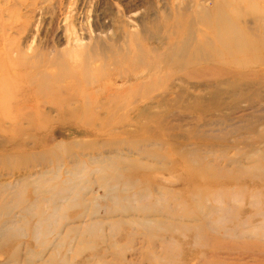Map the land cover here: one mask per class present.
Instances as JSON below:
<instances>
[{
	"label": "rangeland",
	"instance_id": "1",
	"mask_svg": "<svg viewBox=\"0 0 264 264\" xmlns=\"http://www.w3.org/2000/svg\"><path fill=\"white\" fill-rule=\"evenodd\" d=\"M216 13L264 30V0H0V264H264V67L244 69L236 89L229 75L188 76L246 60L221 51ZM186 45L216 57L193 66ZM148 67L170 76L121 105L122 121L44 104L126 90ZM138 200L147 214L120 211Z\"/></svg>",
	"mask_w": 264,
	"mask_h": 264
},
{
	"label": "bare ground",
	"instance_id": "2",
	"mask_svg": "<svg viewBox=\"0 0 264 264\" xmlns=\"http://www.w3.org/2000/svg\"><path fill=\"white\" fill-rule=\"evenodd\" d=\"M214 16L216 18H215V20L212 21V25H217L218 26V29L216 30V38L219 41L220 46L222 47L221 51L225 52L226 55L230 59H232L233 56L238 55L239 53L242 52L245 55L246 60L245 61H234V62L233 61H229L228 64H227V66H229V68L228 67L223 68V67H214V66H206V67L203 66L202 68H199V69H191L190 74L188 76L190 78L196 79V80L197 79H201L202 80L203 78H209V79H214L215 80L217 78L229 75V76H231V79L233 78L232 82H230V84H231V86L235 85L236 86L235 89H236L238 84L242 85L244 83V78H245L244 76H247V77L249 76V75L243 74L244 73V69H248L251 66H253V67H257V66L264 67V57L263 56H262V59L260 58L257 61L255 60L257 55H261L260 54L261 52L264 53V40H263L262 43H259V42L257 43L256 42L257 38L261 37L262 39H264L263 24H262L261 21H256L255 25H256L257 30L254 31L255 34L250 32L251 30H254V29L249 30V28H247V27H246V32H247L246 33V32H244L243 29L237 27L238 26V21L242 22L243 21L242 19L238 20V21L237 20L233 21V20L228 19L225 16V14H222V13L221 14H217L216 13ZM209 23L211 24V20L209 21ZM219 26H220V28H219ZM250 34L252 35L253 38L250 36ZM255 38H256V40H254ZM187 50H188V54L191 51L194 52V53L198 52L195 56L198 57L197 59H199V60L192 61L193 66L196 65V64H200V63L197 62V61H200V59H201V61L203 63L207 62V65H208V60H210V57H212L214 59L216 57V52H217L213 48L211 50L212 52L209 53V54H208V52H204V51H202L200 49H192V50H190V47L186 45L185 48H184V54L187 52ZM250 56L253 57V58H251ZM178 58L182 59V55H179ZM186 62H189V61H186ZM178 65L180 67L182 66V64H178ZM186 66L187 65H185V67ZM184 68H182V70H184ZM147 69H148V72H147L148 77H147L146 80H142L141 82L139 81L140 78H138V76L136 74L127 76L125 78V81L126 82L132 81V82H135V84L130 85L129 87H127L126 90L112 89L111 86L108 85V86H105V87H109V88L102 87V88L94 90V91H92L90 93H88V92H80L79 94L73 95L72 97L65 98V99L64 98H58V97H55V96L53 97V95L50 94V95H48L49 97L44 102V104L48 105V107L51 108V109L54 108V110H58V111L62 112L63 111V107L65 106V104L71 103L72 101H75L78 104H80L78 109L74 110L72 112H68V113L66 112L65 113V114H67L68 116H70L72 118L82 117L83 119H86V120L89 121V120L97 119V117L102 116V114H103L104 116H106V119H108V121L111 122L113 120V117L118 114L119 115L118 118H117L118 121H122L124 116H125V112H122L120 114V106L121 105L125 104L126 106H129V105H133L135 103H142V102L150 99L151 97L149 95H151L154 92L153 90H151V87L153 85L157 84V83H159L160 85L159 86L157 85V86H154V87L162 86L163 85L162 84L163 81H167L169 76H170L167 70H164V73H162V72H158L154 67H148ZM260 71H262L261 74L264 73V69L262 70V68H261ZM252 75H257L258 76V75H260V73L257 72V71H253ZM257 76H255L254 78L256 79ZM43 83L44 84L48 83V80L44 79ZM143 86H145V87L141 88ZM138 87H139V89H143V90L138 91ZM215 94H216L217 97L219 96L218 92H216ZM2 98L3 97L0 94V100L3 102L4 100H2ZM75 99H77V101ZM101 99H103L105 101V103H103L100 106L99 104L101 103L100 102ZM17 105H16V109H18ZM33 105L37 106V104H33ZM9 109H10V107L8 105L7 106L4 105V108H3V113H5L4 115H8L9 114ZM95 109H98V111H94ZM160 116L163 117L164 115L163 116L160 115ZM75 169H77V167ZM103 173L104 172L101 171L100 175H102ZM73 174H75V173H73ZM198 174L202 178L205 179V177L203 175H201L200 173H198ZM194 178H196V177H194ZM80 179H82V178H80ZM108 180L109 179H107L106 176L102 175L99 181L103 184L104 187L107 188V191L110 192L111 186H113V185H110L108 183ZM198 180H201V179H198ZM43 183H45V182H42V184ZM69 183H70V180H68L66 182V187H68ZM80 183H78V184H80ZM83 186H84V184H83ZM66 187H63L61 189H59V187H57V189L55 191L56 192L55 194H57V195H63V194L69 195L70 191H68V189H66ZM72 190H73L72 194H73V192H76L79 195L80 190H81V192H84L83 189H81L80 187H75V186L72 187ZM84 190H85V188H84ZM4 193H5L4 190L0 189V198H2ZM65 198H67V197H65ZM71 199H73V198H71ZM138 201L140 202V204H136L134 207L132 205H125V204L122 205V202H121V205H120L118 201H115L114 202V209H116V207H118L120 205L119 206L120 208L119 207L118 208L124 214H128L129 215L130 213L132 214L135 211L142 212V214H147L148 211H149V208L146 205H143L141 203V200H138ZM20 202H22V200H18V204H21ZM24 204H25V202H24ZM56 204H57L56 201H52L50 203V208L56 207ZM75 205L78 206V205H81V204L77 203ZM0 210L2 212H6L5 208H0ZM7 212H9L8 209H7ZM143 218H144V221H145L147 216L145 215ZM56 226H57V224H56ZM40 228H41V226H40ZM25 230H26V228H25ZM84 230L82 229L83 232L80 233V236H82V235L85 236V234L88 233L89 236H87V235L86 236L87 237H92L91 233L94 232L93 230L86 229L85 232H84ZM102 231H103V229H102ZM36 233L39 234L40 231H37ZM75 233H76V231H71V232H69L67 234L69 235V234H75ZM98 233H99V230H98ZM42 234L45 235V233H43V232H42ZM67 234H66L65 239L68 238ZM1 237H4L5 239L9 240L8 235H7L6 232H3ZM25 237H26V235H25ZM54 237H55V235H54ZM59 237H60V235H59ZM56 240H58V239L56 238ZM42 242H44V241H42ZM59 242H55L56 245L57 244L60 245V243H62V242H60V243ZM52 244H53V242H52ZM69 246H67V247H69ZM36 247H37V245H36ZM76 250H74V251H76ZM73 252L71 251V253H73ZM78 254H80V253H78ZM52 257H53V255H52Z\"/></svg>",
	"mask_w": 264,
	"mask_h": 264
}]
</instances>
